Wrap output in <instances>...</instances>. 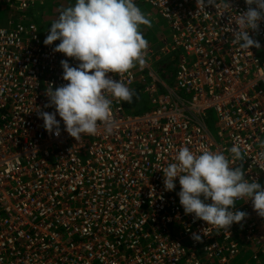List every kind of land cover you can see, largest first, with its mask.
Segmentation results:
<instances>
[{
	"label": "built area",
	"instance_id": "built-area-1",
	"mask_svg": "<svg viewBox=\"0 0 264 264\" xmlns=\"http://www.w3.org/2000/svg\"><path fill=\"white\" fill-rule=\"evenodd\" d=\"M34 2L0 0L18 14L0 24V264H264V218L250 200L236 202L241 224L216 229L184 213L179 178L166 191L162 171L181 147L231 158L237 144L245 178L264 186V21L249 30L260 47L243 50L232 30L245 0L221 15L197 0H135L166 22L174 76L151 48L144 66L109 73L141 83L151 107L133 114L113 100L112 133L101 125L77 141L58 114L59 137L37 114L55 111L49 84L68 83L60 61L79 62L43 43L50 27L25 19Z\"/></svg>",
	"mask_w": 264,
	"mask_h": 264
},
{
	"label": "clouds",
	"instance_id": "clouds-1",
	"mask_svg": "<svg viewBox=\"0 0 264 264\" xmlns=\"http://www.w3.org/2000/svg\"><path fill=\"white\" fill-rule=\"evenodd\" d=\"M245 3L247 9L235 19L238 27L232 30V41L241 49L250 50L260 47L249 30L259 31L260 22L264 21V0H245ZM207 6L217 11L223 8L220 15L232 10L229 0H197L198 12H208ZM0 8L3 7L0 5ZM148 16L135 0H75L74 5L60 12L43 43L47 46L60 41L53 51L79 63L70 66L67 59H62L63 80L68 83L55 89L49 84L46 90L45 107L54 106L55 111H38L37 114L50 135L59 137L61 134L57 114L64 130L77 141L84 135L97 134L101 125L107 134L112 133L113 100L132 103L136 93L109 73L123 76L137 65H145L151 47L141 26H152ZM261 147L264 148V142ZM228 152L231 158L223 151L194 153L188 147H181L174 157L175 162L162 168L166 191L175 190V181L179 178L181 188L177 194L185 214H194V221L203 220L227 232L234 223L241 224L248 216L236 208L237 201L250 200L253 210L264 218V186L255 179L245 178L242 162L246 156L239 145L234 144ZM260 156L264 157V152ZM237 162H241L239 166ZM192 238L201 240L196 233Z\"/></svg>",
	"mask_w": 264,
	"mask_h": 264
},
{
	"label": "trees",
	"instance_id": "trees-1",
	"mask_svg": "<svg viewBox=\"0 0 264 264\" xmlns=\"http://www.w3.org/2000/svg\"><path fill=\"white\" fill-rule=\"evenodd\" d=\"M75 0H35L34 5L36 8L29 9L28 12L25 14L26 20L28 21H35L40 27H43L45 25L49 26L58 18L60 12L71 5H74ZM141 10L145 13V11L148 12V9L137 4ZM38 11L37 16H34L35 12ZM18 14H14V19L17 17ZM141 30L143 32L144 38L149 42H153L157 40V37L161 35L162 32H156L158 34L157 37L152 36V29L141 26ZM160 42H158L159 44ZM160 46L161 43L159 44ZM160 46H152V49L158 50L160 49ZM174 59L172 62L168 63L165 67V70L161 75H164L165 73L174 76L173 73L175 72V64L178 60V51H174ZM172 80V79H171ZM172 83V81L170 82ZM143 85L139 82L132 85L130 88L135 90L136 95L133 96V102H121L123 108L129 112V113H139L143 110L150 109V104L148 102V99L146 98V95L144 94L142 90Z\"/></svg>",
	"mask_w": 264,
	"mask_h": 264
},
{
	"label": "rangeland",
	"instance_id": "rangeland-1",
	"mask_svg": "<svg viewBox=\"0 0 264 264\" xmlns=\"http://www.w3.org/2000/svg\"><path fill=\"white\" fill-rule=\"evenodd\" d=\"M34 5V4H33ZM36 8V6H31V11L32 9ZM33 9V10H34ZM148 9V12L145 11V14L146 15H149L148 17L150 18L151 22H152V26L150 27V29H152V36L154 37H157L158 34L156 32H162L161 35H159L157 37V40L161 41V42H165V43H168V39H169V30H168V27L166 26V22L164 23V21H162L156 11L152 8H147ZM14 12H12L11 10L7 9V8H0V24H3L6 20L8 19H11L14 17ZM38 14V11L35 12L34 16H37ZM161 39V40H160ZM155 40L153 42L149 41V46L152 48V46H159L158 44V41ZM168 46V45H167ZM161 48L156 51L154 50L157 54H159L162 58H161V61L163 63H168V62H171L174 58V51L176 50H169V52H167L165 46H160ZM169 48V46H168ZM178 63V62H177ZM177 63L175 65V68L177 66ZM241 263V262H240Z\"/></svg>",
	"mask_w": 264,
	"mask_h": 264
},
{
	"label": "crops",
	"instance_id": "crops-1",
	"mask_svg": "<svg viewBox=\"0 0 264 264\" xmlns=\"http://www.w3.org/2000/svg\"><path fill=\"white\" fill-rule=\"evenodd\" d=\"M161 40V39H160ZM158 42H160L161 43V41H159V40H157ZM159 43V44H160ZM161 45H163L162 43H161ZM160 46V45H159ZM164 46V45H163ZM161 48V47H160ZM147 98V97H146ZM146 110H149V109H146ZM146 110H143V111H141V112H144V111H146Z\"/></svg>",
	"mask_w": 264,
	"mask_h": 264
}]
</instances>
